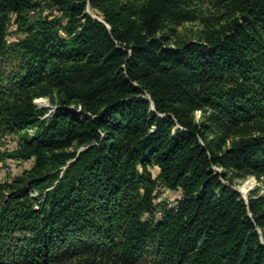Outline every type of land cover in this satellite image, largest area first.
<instances>
[{
    "label": "trees",
    "instance_id": "16d2710c",
    "mask_svg": "<svg viewBox=\"0 0 264 264\" xmlns=\"http://www.w3.org/2000/svg\"><path fill=\"white\" fill-rule=\"evenodd\" d=\"M197 1L0 0V71L9 24L24 32L0 131L23 132L6 157L32 161L0 181V264H142L149 244L150 264H264V196L234 185L264 178V0H210L223 23L200 40L157 36ZM42 4L58 16L31 22Z\"/></svg>",
    "mask_w": 264,
    "mask_h": 264
},
{
    "label": "rangeland",
    "instance_id": "374dc122",
    "mask_svg": "<svg viewBox=\"0 0 264 264\" xmlns=\"http://www.w3.org/2000/svg\"><path fill=\"white\" fill-rule=\"evenodd\" d=\"M122 1V0H120ZM195 17L191 20H186L181 23L170 24L166 29L160 31L157 36H160L162 33L165 35L166 39L164 41L168 45H176L186 41H196L203 38L211 29L218 27L219 23L222 20V16L215 9L210 0L206 1H197ZM86 11L94 17H97L96 12L91 9L87 4ZM53 16H58L57 11L54 8L48 7L47 4H42L39 8L29 11L27 13L28 19L33 22L35 20L43 19L44 17L51 18ZM223 23V21H221ZM162 34V35H163ZM22 36L24 32L20 30L16 22L10 23L8 27V51L4 57L0 75L4 77L8 76L17 66L19 58L17 53L11 47L12 42L17 41ZM34 103L38 108H41L46 111L45 115H49L53 105L47 97H38L34 99ZM210 111L207 109L201 110L196 109L194 111V118L198 121H204L209 128L207 132V138L211 142L221 134L218 126L212 121L206 118L209 116ZM32 129H28L27 132L29 135H32ZM24 133H9L0 131V181L12 180L16 176L20 175L24 170L29 169L32 165V161H20L12 160L6 157L7 152L17 148L19 140L21 139ZM238 137L237 132L228 134V143ZM227 143V144H228ZM221 169L218 167V171ZM153 176H157V169H151ZM235 171H229V175L232 177ZM234 177V176H233ZM234 185L237 190L240 191L242 197L247 200V198H259L264 196V178L257 177L254 174H241L234 177ZM157 198L155 200L156 204L165 203L168 205H173L176 199L180 196V191L170 190L162 185H159L157 188ZM35 195V193H34ZM14 247H11L9 250H14ZM151 251L152 244H149L146 247V253L141 259L142 264L151 263ZM64 264H74V263H64Z\"/></svg>",
    "mask_w": 264,
    "mask_h": 264
},
{
    "label": "water",
    "instance_id": "95a60500",
    "mask_svg": "<svg viewBox=\"0 0 264 264\" xmlns=\"http://www.w3.org/2000/svg\"><path fill=\"white\" fill-rule=\"evenodd\" d=\"M239 191V190H238ZM240 192V191H239Z\"/></svg>",
    "mask_w": 264,
    "mask_h": 264
}]
</instances>
